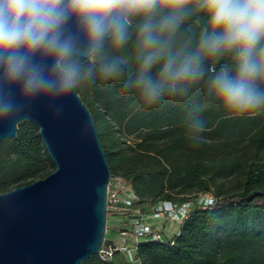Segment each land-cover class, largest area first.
<instances>
[{
	"label": "clouds",
	"instance_id": "9594fccd",
	"mask_svg": "<svg viewBox=\"0 0 264 264\" xmlns=\"http://www.w3.org/2000/svg\"><path fill=\"white\" fill-rule=\"evenodd\" d=\"M109 83L144 109L188 102L193 145L209 108L264 111V0H0V124Z\"/></svg>",
	"mask_w": 264,
	"mask_h": 264
},
{
	"label": "trees",
	"instance_id": "16d2710c",
	"mask_svg": "<svg viewBox=\"0 0 264 264\" xmlns=\"http://www.w3.org/2000/svg\"><path fill=\"white\" fill-rule=\"evenodd\" d=\"M79 95L93 116L112 176L129 182L137 206L194 202L177 234L138 242L141 264H264V111L235 116L209 108L202 113L203 139L193 145L184 121L186 101L144 109L118 83ZM10 143L14 164L30 177L46 160L54 165L36 124L19 123ZM227 180H234L228 188ZM8 185L0 183V193ZM199 194H211L214 203L197 204ZM109 243L105 238L104 245ZM122 263L118 256L104 260L94 254L81 264Z\"/></svg>",
	"mask_w": 264,
	"mask_h": 264
},
{
	"label": "water",
	"instance_id": "95a60500",
	"mask_svg": "<svg viewBox=\"0 0 264 264\" xmlns=\"http://www.w3.org/2000/svg\"><path fill=\"white\" fill-rule=\"evenodd\" d=\"M28 115L22 121L38 126L55 170L0 193V264H81L99 254L107 231L112 174L97 127L80 95L59 116L43 102ZM17 130L0 124V141Z\"/></svg>",
	"mask_w": 264,
	"mask_h": 264
},
{
	"label": "built area",
	"instance_id": "2783aa9c",
	"mask_svg": "<svg viewBox=\"0 0 264 264\" xmlns=\"http://www.w3.org/2000/svg\"><path fill=\"white\" fill-rule=\"evenodd\" d=\"M137 201L138 197L127 180L111 176L107 188V217L109 216L110 223L119 226V234H127L132 240H125L121 245H103L99 252L102 259L111 260L119 255L122 264H141L137 254L138 242L163 240L162 230L165 224L169 221L181 223L194 204L193 200L161 201L154 211L142 214L136 208ZM196 202L201 206H208L214 203V197L211 194H199Z\"/></svg>",
	"mask_w": 264,
	"mask_h": 264
},
{
	"label": "rangeland",
	"instance_id": "374dc122",
	"mask_svg": "<svg viewBox=\"0 0 264 264\" xmlns=\"http://www.w3.org/2000/svg\"><path fill=\"white\" fill-rule=\"evenodd\" d=\"M24 122V121H22ZM38 127V126H37ZM13 138L10 139H4L2 141H0V183H8L9 185L5 188L4 191H2L1 193H5L10 191L11 189L21 186L29 181H32V179H40V178H44L45 176H47L49 173L53 172L55 170V165H52V163H50L49 161H44V163L42 164V167L40 169V173H38V175H36L35 177H30L28 175V173H23L21 169H19L20 167L17 166L16 164H14L13 159L15 158L12 154L8 153V149L10 148L9 146H11L10 141ZM53 162V161H52ZM21 170V171H20ZM234 183V180H227L224 184L225 187L228 188L230 186H232V184ZM187 200H191V198L187 199ZM185 200V201H187ZM184 202V201H183ZM156 203V202H154ZM154 203H149V202H145L142 203L140 206H136L137 209H141V213H143V211H145V209L149 208V205H152ZM150 211H147V213ZM151 213V212H150ZM176 223V222H175ZM114 223H110L109 222V216L107 217V231H106V235L105 238L108 239V235L110 234V230L112 229ZM114 228L117 227L119 228L118 225L114 224ZM126 235L120 236V241L124 242ZM119 241V242H120Z\"/></svg>",
	"mask_w": 264,
	"mask_h": 264
},
{
	"label": "crops",
	"instance_id": "0c3cea01",
	"mask_svg": "<svg viewBox=\"0 0 264 264\" xmlns=\"http://www.w3.org/2000/svg\"><path fill=\"white\" fill-rule=\"evenodd\" d=\"M138 206H140V205H138ZM157 207H158V203H154L152 205H149V208L148 209L146 208L145 211H143L142 214H148V213L154 211V209L157 208ZM139 210L141 211L140 207H139ZM147 211H150V212L147 213ZM157 224H159V222ZM114 226L115 225L113 224L112 229L110 230V234L108 235V241L110 243H113V244H116V245H121L123 242L120 241V239H121L120 236H123V235L119 234L117 227L114 228ZM180 227H181V223L180 222L172 223V221H169V222H167L165 224V226H164V228L162 230V234L164 236H166V237L175 235V234H177L179 232ZM125 235H126L125 236L126 240H128V241L132 240V237L127 236V234H125ZM117 256L120 257L119 255H117Z\"/></svg>",
	"mask_w": 264,
	"mask_h": 264
},
{
	"label": "bare ground",
	"instance_id": "6f19581e",
	"mask_svg": "<svg viewBox=\"0 0 264 264\" xmlns=\"http://www.w3.org/2000/svg\"><path fill=\"white\" fill-rule=\"evenodd\" d=\"M175 221H173L172 223H174Z\"/></svg>",
	"mask_w": 264,
	"mask_h": 264
}]
</instances>
